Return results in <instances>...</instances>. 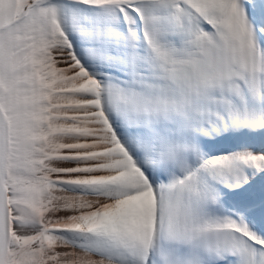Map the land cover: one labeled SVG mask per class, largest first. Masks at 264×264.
<instances>
[{
	"label": "snow or ice",
	"instance_id": "obj_1",
	"mask_svg": "<svg viewBox=\"0 0 264 264\" xmlns=\"http://www.w3.org/2000/svg\"><path fill=\"white\" fill-rule=\"evenodd\" d=\"M0 264H264V0H0Z\"/></svg>",
	"mask_w": 264,
	"mask_h": 264
}]
</instances>
